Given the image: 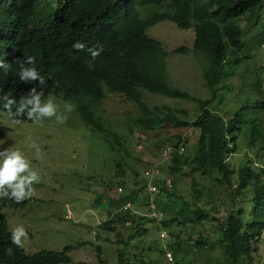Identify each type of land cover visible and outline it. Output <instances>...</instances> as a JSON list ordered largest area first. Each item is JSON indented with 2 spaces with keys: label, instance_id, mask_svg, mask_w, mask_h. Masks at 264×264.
<instances>
[{
  "label": "trees",
  "instance_id": "1",
  "mask_svg": "<svg viewBox=\"0 0 264 264\" xmlns=\"http://www.w3.org/2000/svg\"><path fill=\"white\" fill-rule=\"evenodd\" d=\"M40 2L0 0V58L10 65L7 73L0 70V94L8 93L19 100L38 85V81H19V64L31 55L35 57L37 70L45 78V83L39 86L44 90L42 101L53 95L72 102L82 119L104 132L108 141L107 134L119 137L106 128L100 113L101 102L109 92L122 94L135 102L139 114L133 120L144 131L155 130L165 124L176 127L190 124L198 128L200 136L194 153L186 154L185 140L175 136L178 138L174 141L175 146L179 148L183 144L185 151H176L165 168L175 175L191 165L192 173L214 176L218 184L232 187L234 196L253 185L254 196L248 205L237 206L233 202V208L224 218L191 202L194 207L191 214L196 221L211 220L218 224L220 236L217 242L226 255L220 264H238L239 259L250 254L253 242L264 231V153L259 155L264 144L251 152L262 135V127L257 122L262 103L257 97L253 98L254 101L247 97L227 119L217 108L215 100L218 92L232 89L231 84L223 83L224 63L229 56L239 59L247 45L240 22L258 17L264 8V0H58L45 14L39 12ZM164 20L173 21L182 29L193 28L194 52L206 61L203 77L212 95L207 99L193 97L198 111L192 122L180 116L186 114L184 110L167 105L150 107L145 100L144 90L170 98L190 97L187 90L173 85L169 79L166 60L171 52L160 40L147 33L149 28ZM76 41L84 43L85 49H74L72 44ZM97 44L103 45V51L96 58L94 67L89 69L87 48ZM259 86V82L249 85L252 89ZM218 98L219 101L225 100L222 93ZM251 107L249 125L245 126L241 122L242 115ZM18 119L32 121L26 116ZM244 146L246 151L242 160L238 161L236 155L235 161H231V156L240 153ZM165 164H162L163 169ZM117 165L124 176L122 162ZM164 180L159 174L157 184L160 191L155 195L161 198L174 196L171 203L188 209L189 203L180 194L169 192ZM192 183L197 186L193 192L195 198L202 197L203 191L198 188L195 178ZM130 196L127 198L132 199ZM29 200L27 197L17 203L10 198L0 199L15 207H24ZM147 201L150 208L151 198ZM116 214L117 221H132L136 234L149 232L144 225L147 217L138 216V219L129 210ZM149 218L160 221L158 226L164 229L169 228L173 221L165 215L160 219ZM10 236L8 220L0 215V264L72 262V245H66L62 251L42 249L27 253L23 247L17 248L12 244ZM197 244L199 247L204 245V239L198 240ZM181 245L179 239L171 246L167 244L173 254L184 249ZM8 247L13 249L14 255L6 254ZM161 250L166 256L165 247L162 246ZM119 263L130 264L122 254L119 255Z\"/></svg>",
  "mask_w": 264,
  "mask_h": 264
},
{
  "label": "rangeland",
  "instance_id": "2",
  "mask_svg": "<svg viewBox=\"0 0 264 264\" xmlns=\"http://www.w3.org/2000/svg\"><path fill=\"white\" fill-rule=\"evenodd\" d=\"M57 1L41 0L39 12L45 14ZM240 25L247 45L239 59L229 56L224 63L223 83L231 84L232 89L218 92L215 101L217 108L229 119L247 97L250 101L255 97L261 100L257 122L262 127V135L253 148L249 147L254 152L264 144V8L258 17L242 20ZM147 33L171 52L166 60L169 79L173 85L187 90L190 97L170 98L144 90L145 100L150 107L167 105L184 110L186 114L180 116L192 122L198 111L193 97L207 99L212 95L203 77L206 61L196 56L193 49L194 29H182L175 22L164 20L149 28ZM255 82H259V88H250ZM221 93L225 100L219 101ZM49 97L57 104V113L66 117L63 123L53 116L38 123L20 120L15 124L7 112L0 109V147L20 148L40 176L24 207L0 201V215L7 218L9 228L23 225L28 233L23 246L27 253L42 249L62 251L66 245H72V262L67 264H120V254L130 264H168L162 246L169 243L171 246L179 239L184 249L173 250L176 264H220L224 261V248L217 242L218 224L211 220L196 221L191 214L194 208L191 202L224 218L233 208V202L237 206L248 205L254 196L253 185L234 196L232 187L218 184L214 176L192 173L191 165L175 175L167 172L165 166L170 160H166L165 169L161 164L164 186L172 194L183 196L189 203L188 209H184L171 203L174 196L152 195L142 176L146 168L162 162L161 150L168 142L178 140L175 136L185 140L186 154H193L200 136L198 128L190 124L181 127L165 124L144 131L133 120L139 114L135 102L122 94L109 92L101 102L100 113L106 128L119 137L107 134L108 141L104 132L82 119L72 102L53 95ZM65 104H71L72 110L67 111ZM251 110L252 107L249 112H243V125H249ZM140 136L147 138L143 148L138 147ZM261 149L259 155L264 153ZM245 151L244 146L240 153L231 156V161H235L236 155L238 161L242 160ZM119 161L125 170L124 176L117 165ZM148 178L151 180L150 175ZM193 178L203 191L198 199L193 194L197 187L193 186ZM168 180L172 186L168 185ZM149 197L155 198L161 218L165 215L173 219L164 238L160 235V221L149 218L153 212L147 203ZM124 199L132 202L129 211L137 218H148L144 223L149 230L147 234H136L132 221L115 220L116 213L124 211ZM68 209L72 211L71 217H68ZM113 220L116 222L112 223ZM200 239L205 242L201 247L197 244ZM238 264H264V231L253 242L250 254L239 259Z\"/></svg>",
  "mask_w": 264,
  "mask_h": 264
},
{
  "label": "clouds",
  "instance_id": "3",
  "mask_svg": "<svg viewBox=\"0 0 264 264\" xmlns=\"http://www.w3.org/2000/svg\"><path fill=\"white\" fill-rule=\"evenodd\" d=\"M72 47L77 50H84L85 44L76 41ZM103 51V45L97 44L87 48L90 59L86 61L89 69L94 67L96 58ZM36 60L34 56H26L19 64V81L32 82L38 81V85L33 86L27 95L21 96L19 100L8 93L0 94V108L6 110L7 115L12 122L19 124L18 119L26 116L34 123L40 122L43 118L55 116L56 120L63 123L64 117L57 113V104L51 97L42 101L44 95L43 88L40 85L45 83V78L37 70ZM10 69L9 63L0 58V70L7 73ZM39 87V91H37ZM67 111L72 110L71 104H65ZM40 176L38 172L31 167L30 160L24 155L23 151L18 147H0V199L10 198L19 203L29 197L33 192L34 182H39ZM28 233L23 225H17L11 230V243L17 248L24 246ZM7 255H14L13 249L8 247L5 249Z\"/></svg>",
  "mask_w": 264,
  "mask_h": 264
},
{
  "label": "built area",
  "instance_id": "4",
  "mask_svg": "<svg viewBox=\"0 0 264 264\" xmlns=\"http://www.w3.org/2000/svg\"><path fill=\"white\" fill-rule=\"evenodd\" d=\"M147 142V138H142V136H140V138L137 139V143H138V147L139 148H143V146L145 145V143ZM176 151L178 152H183L185 151V147L183 144L179 145V148H177L175 146V142L171 141L168 142L166 145H164V147L161 150V158H162V162H158L156 164H152L150 167L146 168L145 172H144V177L147 180V188H149L150 193L152 195H154L155 193H158L160 191V187L157 184V177L159 176V174H161V164H163L166 160H170L172 158V155L174 153H176ZM262 166L264 167V164H262ZM151 176V180H149L148 176ZM169 186H172L171 180L167 181ZM122 187H120V190L122 191ZM151 198V197H150ZM154 198H151V202H150V208L152 209V214H150L152 217H156L157 219L161 218V215L159 213V209L157 208L155 201H153ZM132 207V202L131 201H127L125 202V204L122 206L123 210H129ZM72 216V211L70 209H68V217ZM167 230L164 228L160 229V235L164 238L167 236ZM166 249V258H167V263L168 264H176L175 262V256L173 254V252L169 249V247L167 245L164 246Z\"/></svg>",
  "mask_w": 264,
  "mask_h": 264
}]
</instances>
